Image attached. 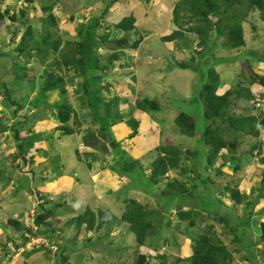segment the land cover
<instances>
[{
  "label": "rangeland",
  "instance_id": "1",
  "mask_svg": "<svg viewBox=\"0 0 264 264\" xmlns=\"http://www.w3.org/2000/svg\"><path fill=\"white\" fill-rule=\"evenodd\" d=\"M109 1L113 0H33L32 3L27 5V18L28 22L34 28L35 35H40L44 27L42 25V20H44V17L49 12L53 13L57 17L58 24L57 28H52V30L55 31V29H57V34L64 42L65 40L76 39L77 34L75 29H77V26L83 23H90L91 19L94 17H99L100 25L103 26L97 29L101 34L112 31L114 24L121 17L130 13L135 15L137 18V22L135 23L136 28L134 34L130 38V42H133L135 38L139 37H142V40L136 49L129 48L120 51L118 60L110 65L109 70L104 71L105 75L103 79L100 80V86L103 87V89H101V96L105 101L115 95L119 96V108L124 120L131 116L138 118L139 115L134 111L132 102L139 96L157 100L160 104V109L158 111H151L147 116L142 115L141 130L133 138H128L130 129L123 123L117 125L116 134L113 127L110 129V134L120 143V148L126 151H124V154L121 152L122 149L118 147L113 149L108 142L105 144L106 150L102 147L101 152H96L95 149H98V146L92 143L91 150L89 151L93 153L89 155L86 153L88 150L80 147L81 140L78 139L76 141L78 138L76 134H72V136L68 135L71 136V139H67L66 136H61L62 140H71V142H68V144L64 142L60 145V141L57 137H53L57 134L56 128H50L48 131L31 135H28L25 131H20V138L21 140L24 139L25 144H22L25 146L28 140L26 139L27 137L33 140L35 138L38 140L42 139V141L43 138H47V141H44V145L40 146L41 150H37L39 155L36 157L42 158L44 156L41 154H46V152L49 153L47 154L48 156H50V154L53 156L48 158L45 164L41 165V163L40 168H32L34 163L31 164V168L33 169L32 173H20L17 179L24 180L13 186V189L9 188L7 190V186L5 187V193L10 190H12L11 192H13V194L19 193L17 198L19 199L21 207L13 204L9 205L7 201H1V205L7 206L4 213L8 215L17 209H24L23 222L28 225L36 213V207L39 201L33 200V203L30 204L31 201L26 198L28 195L27 193L30 194V190H34L37 186L36 184L43 183L42 180L46 178V176H43L46 170L48 173L55 174L60 169L63 170L66 168L67 165L71 167L76 160L81 159L82 167H77L74 171L76 175L81 176L80 183L83 185V188L76 187V185L69 187V185L67 186L65 184V186L61 187L58 185L56 187H51V184L45 183L40 192L48 197V200L51 201L49 204L57 201L61 202L63 199H66L67 201H65L64 206H67L68 209L71 198H75V201L71 205L72 210L67 211L65 216L60 217V220L75 216L79 211L83 210L85 206H89L94 211L101 210L107 218V222H113L116 226L108 230V226L104 225L97 231L87 232L84 228L78 230L73 227L66 228V226H61L62 224L56 221L59 217L54 216L45 221L44 225L41 227L42 234L47 238V244L43 246L47 249H35L34 246H39L41 243L35 241L32 242L33 244L29 241L26 246L17 249L15 243L21 242L22 239L20 237L16 238L15 232H17V230L14 226H9L7 223H4L6 215L0 213V227L2 228L5 226L7 228L6 232L4 230L0 231V264H137L135 261L140 254L146 256V261L142 264H160L161 259L156 258V254L166 256L168 263L175 262L176 258H182V260L176 262V264H188L186 258L191 254V241L190 238L184 234V231H186L188 235L193 236L202 233V230L204 231V226L209 225L212 227V230H214L217 238L226 244L231 251L235 258L233 263H244L242 258L240 259V257L244 255V251L240 248L239 244L230 241L231 237L224 234L226 229L222 224L213 218H209L205 213H202V215L198 214L196 216L195 226L187 229L189 226L188 221H179L176 212L172 208L164 215L170 222V225L168 227H166V225L163 226L161 232L162 237L158 239L154 235H149L147 244L144 246L137 245L135 236L130 233L125 226L119 224V217L125 209V202H123L125 198L136 199L148 208L161 211L162 207H159V202L152 198V196L142 194L143 191L140 190V187L144 186L147 190L155 188V186L153 187L149 184L147 179L149 175L148 165L157 156L158 152L156 147L160 143L169 139L174 145L182 149L189 147L193 148V146L196 145L195 140L186 138L179 133L173 118L176 115L177 108L192 115L194 114L193 116L198 120V131L201 130L203 126V121L200 119L202 104L201 102L196 103L194 101V97L199 93V88L202 84L200 69L205 71L208 68H212L220 75L218 94L237 87L238 80L241 81L240 70L247 62L252 64L256 72L261 74L264 73V60L259 61L250 53L254 51L260 55L264 52V22L257 16L256 11L250 12L242 22L245 41L244 46L237 50H230L223 46L222 41L224 38H217L212 35L211 39L215 42L214 48L217 49V52L213 55L209 53L210 55L208 54L206 62H203L202 59L196 56V68L180 69L171 65L172 59H184L190 63L191 52L199 50L201 47H199V39H197L196 35L188 32H185L184 35L187 36L186 38H188L190 42V48L178 46L176 44L177 42H163L161 39L162 36L168 34L174 28L171 21V12L174 4L178 0H117L106 13L102 14L106 2ZM25 5L23 0H0L1 10H4L6 7L18 10ZM48 6H51L50 10L44 11L43 8ZM70 16H74V19L70 20ZM192 24H195V22ZM25 26L26 24H22L20 21L10 22L7 18L0 21V53L4 54H0V115L3 114L4 116L0 117V121H2V123L9 122L8 119L12 117L8 115V112L10 109L13 110L14 106L8 99L4 98L2 94L5 93V89L9 88V90L12 89L11 92L8 91L9 95L12 94L10 100L13 98L15 100L17 99L25 108H30V106L39 103L37 112H40L43 107L49 106L55 99V97L52 96L55 95L57 97L55 102L70 104L72 108L77 111L78 117L86 124L81 130L85 135L91 134L92 129L95 127L90 125V118L87 116L89 115L88 112L91 113L92 111L91 108L88 109L87 105L82 106L81 101L83 98L81 95L77 94V92L75 93L74 83L67 84L66 88L68 91L65 96L60 95L59 91H52L50 94H45V97H41L39 102H36L38 98L35 95L39 88L41 76L44 73V63L39 61L37 57L26 61L27 58L25 56L17 53L16 50L13 49L19 42ZM253 27H255V29ZM116 32L117 36L122 34L118 30H116ZM114 37L116 38V35L110 33L109 38L111 39ZM110 45L112 44L105 43L104 47L97 48L96 50L101 65L107 62V57L112 52L110 49L112 47L108 48ZM179 50L185 54V56L182 57ZM51 52L52 53L45 60L46 65L51 64L54 58L58 57L57 53L54 51ZM217 58H220V61L214 62ZM23 65L26 69H31V67L34 66V73L32 74L31 71L24 69V67H22ZM52 67L58 73L65 75L64 70L60 68L62 66ZM73 73V69L70 68L67 71L66 77H75ZM23 77L33 79L35 82H26L28 79ZM75 80L78 79L75 77ZM1 84H4V86L1 87ZM239 84L247 86L245 82ZM251 90L256 98H258L260 93H264V88L258 85L251 86ZM31 92H33V94ZM259 99L263 101L262 112H264V97ZM234 101L235 103L230 113L248 114L252 112L251 101L245 98ZM28 104H30V106H27ZM1 110L4 111L1 112ZM40 116L42 115H31L30 119L27 120L28 126L31 127L32 123L30 121ZM227 137H229V135ZM243 137V135H237L238 140L243 139ZM246 138L247 141L245 140L239 147V151L242 154L244 150H246V152L240 158L241 166L238 171L234 173L226 167L223 169V174L221 176L212 177V183L206 181L208 184L206 188H204L203 182H196L199 189L204 190V193L208 195L219 197L220 192L223 191L224 182L232 180L233 183L238 184L240 192L242 194H247L248 198H252L257 194L255 189L264 172V131L260 135L261 143L255 151L251 152L249 150V145L256 144V139H249L250 137ZM100 140L102 141V139ZM13 141L17 148V142L14 139ZM31 146L33 147L32 151H36L39 145H35L34 143ZM31 146L27 147L28 155H30ZM72 147L79 150V159L74 155L72 151L74 148L72 149ZM56 151L64 153L57 155L55 154ZM128 154L130 157L137 158L143 166L142 171L133 169L129 174L122 171V173L128 175L130 178L131 187L128 185L125 186V183L128 181L127 176L123 177L121 174H118L119 176L110 178L107 176L105 177L103 173L100 175L97 174L101 165L114 163V160L116 162L118 160V164H116L118 167H120V165L122 166L124 163H128ZM90 156H94L92 161L90 160ZM55 157L57 158L54 160ZM121 157H123L122 160L120 159ZM227 157L226 150L223 149L213 165L209 166V169L215 170L217 166L226 161ZM60 163L63 164V167L60 166ZM88 163H90V168L87 166ZM188 165H190V163ZM37 168L39 169L35 170ZM89 170L94 171L95 174L92 175V177H84L82 173H87ZM8 172L10 173L12 171L8 170ZM73 173L74 172H71L72 175ZM169 175L181 179L176 171L169 173ZM2 178L3 180L1 181H4L3 185L8 183L6 182L5 175H2ZM161 185H163V183H161L160 186ZM0 186L2 187V184ZM23 188L26 194H24ZM252 189H254V192L250 194ZM222 200L227 205H233V202L226 196L222 197ZM49 204L46 206L48 207ZM263 208L264 198L259 200L254 207V211L257 213V211ZM58 210H60V208H58ZM235 212L237 216H241L243 214V205H238ZM256 213L251 217L252 227L249 230L250 235L254 237L257 234L256 232L259 231V223L264 221V215L256 216ZM158 217L159 216L156 215L155 220H157ZM108 231L109 235L107 236L106 232ZM9 236L16 239V241L14 243L10 241L8 239ZM49 236H51L50 240L57 241L62 246L65 245L66 253L70 250L72 251L69 256V261L64 263V259L61 258L58 249L52 252L53 248L50 247ZM61 238L62 241H60ZM154 238L156 239L155 246L157 247L155 251H153L150 246L151 242L155 240ZM262 247H264V242L259 243V248ZM31 250H34L33 253L27 256L26 254L31 252Z\"/></svg>",
  "mask_w": 264,
  "mask_h": 264
},
{
  "label": "trees",
  "instance_id": "2",
  "mask_svg": "<svg viewBox=\"0 0 264 264\" xmlns=\"http://www.w3.org/2000/svg\"><path fill=\"white\" fill-rule=\"evenodd\" d=\"M23 1L26 5L18 10L10 7H6L4 10L0 9V21L7 18L10 22L20 21L22 24H26L19 42L13 49L25 56L27 58L26 61L37 57L39 61L44 63V73L39 82V88L36 93L38 99L36 102H39L41 97H45V94H50L52 91H59L60 95L65 96L68 91L66 88L67 84L74 83L75 93L77 92L83 98L81 101L82 106L87 105L88 109L91 108L92 111L91 113L88 112L89 115L87 117L90 118V125L95 128L92 129L89 135L93 137L96 135L97 141L102 139L104 143L105 141L109 142L108 144L113 149L116 147L122 149L119 146L120 143L110 134V129L117 123H124L130 129L128 138H133L141 130L142 115L147 116L151 111H158L160 109V104L157 100L139 96L132 102L134 111L139 115L138 118L131 116L124 120L119 108V96L115 95L107 101L101 96V89L103 87L100 86V80L105 75L104 71L109 70L110 65L118 60L120 51L129 48L136 49L142 40V37H139L130 42V38L136 28L135 23L137 22V18L135 15L130 13L121 17L114 24L112 31L101 34L97 29L103 26L100 25L99 17H94L90 23L79 24L77 29L74 28L77 34L76 39L65 40L63 42L62 38L57 34V29L55 31L52 30V28H57L58 23L57 17L51 12L42 20V25L44 26L42 34L35 35L34 28L27 18V5L32 3L33 0ZM116 1L106 2L102 14L106 13ZM50 8L51 6H48L43 8V10L48 11ZM252 11H256L257 16L264 22V0H178L171 12V21L174 28L168 34L162 36L161 39L163 42H177L178 46L190 48V42L186 38L187 36L184 35L185 32H188L196 35L197 39H199V47L201 48L191 52L190 63L184 59H172L171 65L180 69L196 68V56L202 59L203 62H206L209 53L213 55L217 52V49L214 48L215 42L211 39L212 35L217 38H224L222 44L225 48L230 50L241 48L245 44L242 22ZM73 19L74 16H70V20ZM193 22L195 24H192ZM253 28L255 29V27ZM116 30L122 34L117 36ZM110 33L116 35V38L110 39ZM105 43L112 44L108 46V48L112 47L110 48L112 52L108 55L107 62L101 65L96 50L97 48L104 47ZM51 51L57 53L58 57L54 58L51 64L46 65L45 60L52 53ZM179 53L182 57L185 56L180 50ZM250 53L259 61L264 60V52L260 55L254 51ZM0 54L4 55L3 53ZM218 60L220 61V58L215 59L214 62H218ZM52 66H62L60 68L64 70L65 75L55 71ZM70 68L73 69V74L78 80H75L74 76L66 77L67 71ZM24 69L26 68L24 67ZM26 70L31 71L33 74L35 68L32 66L31 69L27 68ZM200 70L202 84L199 88V93L194 97V101L196 103L201 102L202 104L200 119L203 121V126L201 130L198 131V120L193 116L194 114L192 115L177 108L176 115L173 118L179 133L186 138L195 140L196 145L193 148L182 149L168 139L156 147L158 153L148 165L149 175L147 176L149 184L153 187L155 186V188L147 190L142 186L140 190L143 191L142 194L156 199L159 202V207H162V209L161 211L154 210L136 199L125 198L123 200L125 202V209L119 217V224L125 226L135 236L138 246H144L147 244L149 235H154L158 239L162 237L163 226L166 225L168 227L170 225V222L164 215L172 208L176 212L179 221H188L189 226L187 229L195 226L198 214L202 215V213H205L209 218H213L222 224L226 229L224 234L231 237L230 241L239 244L240 248L244 251V255L240 257L244 263H233L235 258L231 251L226 244L217 238L214 230L209 225L204 226L202 233L193 236L188 235L184 231V234L191 241V254L186 258L188 264H264V247L259 248V243L264 242V221L259 223V231L256 232L255 237L250 235L249 231L252 227L251 217L256 213L254 207L259 200L264 198V172L255 189L257 194L252 198H248L247 194H242L238 188V184L233 183L232 180L224 182L223 191L220 192L219 197H213L204 193V190L199 189L196 184V182L201 181L204 184V188H206L208 186L206 181L211 182L213 176H221L223 169L226 167L234 173L238 171L241 166L240 158L246 152L244 150L242 154L239 151V147L245 140L247 141V138L243 137V139L238 140L237 135L240 134L248 138L250 137L249 139H256V144L249 145L251 152L259 147L261 143L260 130L264 129V114H233L230 111L235 103L234 100L240 98L251 101L252 108L258 109L255 107L257 98L255 99L251 86L258 85L264 88V73L256 72L252 64L247 62L240 70L241 81L238 80L237 87L218 94L220 75L212 68H208L205 71L203 69ZM23 78L28 79V77ZM29 81L32 82L34 80H26V82ZM242 82H245L247 86L239 84ZM3 86L4 84H1V87ZM8 91L11 92L12 89L9 90L7 88L5 89V93L2 94L4 98L13 104L15 111L12 114L14 115L24 105L18 102L17 99L13 98L10 100L12 94L9 95ZM259 95L260 97H264V93H260ZM38 104L33 106H37ZM51 107L56 111L60 122L55 127L63 135L78 134L81 131L84 122L78 117L77 111L70 104L54 102ZM6 130L12 132L13 138L17 142V152L13 154L14 157L9 162L8 168L12 165L13 169L10 170H17L18 173L17 175L15 172L9 173L8 170H5L7 167L1 164V169L4 168L3 170L5 171L2 170L1 172L0 169V182L3 180L2 175H5L6 182H8L5 185L9 184L13 179L16 181L20 173H32L31 164L34 157L30 153L31 151L29 152L30 155H28L27 147L34 143L35 145L37 144L39 145L36 148L37 152V150H41V144L37 142L42 140H38L37 138L33 140L27 137L26 146L23 145L25 143L24 139L21 140L20 138V131H25L28 135L34 134V132L30 129L25 130L18 121L12 125L8 124V122L2 123L0 121V133ZM228 135L229 137H227ZM43 141H47V138H43ZM96 145L98 146V144ZM102 147L106 150L105 144ZM32 148L31 146L30 149L32 150ZM223 149L226 150L228 156L226 161L217 166L215 170L209 169V166L213 165ZM124 151V149L121 150L123 154ZM75 152L76 157L79 159L78 149ZM127 156L129 158L128 163H124L120 167L117 165L116 167L113 166L116 173L121 174L123 177H128L126 174H129L133 169L142 171L143 167L137 158L130 157L129 154ZM18 158H21L22 163L14 164ZM120 159L122 160L123 157ZM189 163L190 165H188ZM60 166L63 167V164L60 163ZM87 166L90 168V163ZM122 171L126 174L122 173ZM174 171L179 174L178 176L181 179L169 175V173ZM63 173V170L60 169L54 176L58 177L63 175ZM68 174L70 175L71 172ZM47 179L49 177L44 180ZM78 179L81 180L80 175L75 176V180L78 181ZM22 180L24 179H17L16 183L19 184ZM59 180L61 181L52 183L50 186L56 187L59 184H65L64 178H60ZM130 181L128 177L125 186L131 187ZM161 183L163 185L160 186ZM253 192L254 189L250 191V194ZM37 193L39 194V192ZM224 196L232 201L233 205H227L222 200ZM39 199L41 202L38 203L36 214L34 215L35 227L25 226L17 219L7 218V225L14 226L17 230L18 236L16 238L20 237L22 239L21 242L15 243L17 249L24 247L31 237L41 234V227L45 221L54 216L59 217L56 221L62 224L61 226H66V228L73 227L78 230L84 228L87 232L97 231L104 225L108 226V230L116 226L113 222H107V218L101 210L94 211L89 206H85L75 216L60 220V217L65 216L67 211L72 210L71 205L73 201L69 204L68 209L67 206H64L65 201H67L66 199L49 204L51 201L47 200L42 193L39 194ZM47 204H49L48 207L46 206ZM238 205H243V214L241 216H237L235 212ZM156 215L159 216L157 220H155ZM260 215H264V208L257 211L256 216ZM106 235H109V231L106 232ZM56 236L58 238L57 234ZM8 239L13 243L16 241L11 236ZM48 239L51 245L57 246L58 253L64 259V263L69 261L72 251L70 250L66 253L65 245L62 246L57 241L50 240L51 236ZM60 241H62V238ZM155 241L156 239L150 245L153 251L157 250ZM41 248L47 249L45 246ZM33 251L31 250L26 255H31ZM145 257V255L140 254L135 262L137 264L145 263ZM156 258L161 259L160 264H176V262L182 260V258H176L175 262L168 263L166 256L159 254H156Z\"/></svg>",
  "mask_w": 264,
  "mask_h": 264
},
{
  "label": "crops",
  "instance_id": "3",
  "mask_svg": "<svg viewBox=\"0 0 264 264\" xmlns=\"http://www.w3.org/2000/svg\"><path fill=\"white\" fill-rule=\"evenodd\" d=\"M32 94H33V92H32ZM32 94H31V96H32ZM52 97H55V99H54V101L51 102V104H50L51 106H52V104L55 102V100L57 98L55 95L52 96ZM30 102H31V100H30ZM50 105L43 107V109L40 112H37L38 105L37 106H30V104H28L27 106H30V108L29 107H26L25 108V106H23L22 109L17 110L14 113V115L12 114V112L15 111V108L13 110L10 109V111L8 112V115H11L13 118L11 117V118L8 119V121H9L8 124L12 125V124L16 123V121H18V123L20 124L19 120L25 119L26 120V123L23 124V127L25 129H29L30 128L34 132L36 131L35 133L45 132V131L50 130V128L53 129L56 125H59L60 122H59L58 117L56 115V111L54 109H52V107ZM3 111L4 110H1V112H3ZM35 114H39V115H42V116L38 117L37 119L31 120L30 122L32 123V125H31V127H29L28 126L29 124H28L27 120L30 119L31 115H35ZM2 116H3V114L0 115V117H2ZM118 124L119 123H117L116 125L113 126V129H114L115 134H116V127H117ZM85 125L86 124L84 123V126ZM57 130H58V131H56L57 134H55L53 137L54 138L57 137V139L60 141L59 142L60 145L63 144L64 142H66L67 144H68V142L69 143L71 142V140H65V139L62 140L61 136H66L67 139H68L72 135L71 136L63 135V133L59 129H57ZM129 133H130V130H129ZM76 135L78 136V138L76 139V141L78 139L81 140L80 147L88 150V151H86V153L89 154V155H91L93 153V152H90L89 151V150H91L92 143H94L95 146H97L96 144H98V149H95L96 152H101L102 146H104V144L108 143L107 141H105V143H104L103 140L102 141L101 140L97 141V139L95 138L96 135L94 137L93 136H89V135H85V133L82 130L78 134H76ZM89 137H91V138H89ZM13 139H14L13 138V134H12V132L10 130H6V131L0 133V169L2 168L1 164L5 165L7 167V169H5V170H10V169L12 170L13 169L12 168V165H11L10 168H8L9 167V162L14 157L13 154L15 152H17V148L15 146V143H14ZM37 143H39L41 145H44V141H42V140L40 142H37ZM8 144H10L11 146L8 145ZM72 144H74V143H72ZM53 148H54V146H53ZM73 148L74 147H72V149ZM75 150H76V148H74L72 151L74 152V155L76 156ZM30 153L34 157L33 162H32V164L33 163L34 164L32 165V168H36V167H39L40 168L41 165H43V164H45L47 162V159L48 158H50V157L53 156L52 154H50V156H48L47 154H49V153L46 152V154H41L44 157L39 158V157H36L37 155H39L38 152L31 150ZM62 153H64V152H62ZM62 153H59V152L56 151L55 154L60 155ZM96 154H98V153H96ZM93 158H94V156H92V157L90 156V160L91 161L93 160ZM81 162H82V160L79 159V160H76V162L74 164H72L71 167H68V165H67V167L63 169V172H64L63 175H60L58 177L57 176H54L50 172L48 173L47 170H46V173H44L43 176H46V178L50 177V179L44 180V179H46V178H44L43 179V183L41 182V183L36 184L37 186L34 188V190H30V194L27 193L28 195L26 196V198H28L29 201H31L30 204L33 203V200L34 201L36 200V201L41 202V200L39 199V194L42 193L40 191H42V188H43V186H44L45 183L52 184V183H55V182H59V181H61V180H59L60 178H64L65 179L64 180L65 185H67V186L69 185V187H71L72 185H74V186L76 185V187L83 188V185L80 183V180L79 179H78V181H76L75 179H73L68 174L69 173V170H72L71 168H73V170H74L77 167H82L81 166ZM20 163H22V160H21V158H18V159H16V162L14 164H20ZM116 164H117V162L114 160V163L112 162L111 164H103V165H101L100 166V169H99V171H98L97 174L100 175L101 173H103V175L105 177L107 176V177H110V178H113L114 176H119L118 173H116V171L114 170V167H116ZM39 168H37L35 170H38ZM105 168H109V169H105ZM5 170H3V171H5ZM12 172H15L16 175L18 173L17 170L16 171L14 170ZM94 174H95V172L94 171H90V170L87 173L86 172L85 173H82V175L84 177H92V175H94ZM3 182L4 181L0 182V185L2 184V187L0 186V210H1L0 213L5 214L4 211L6 210L7 206H2L1 205V201H7L9 203V205H12L13 204V205H16V206H19V207H21V205H20L19 199L17 198V195L19 193H14V194H16V195H14L13 192H11L12 190L7 191V193H5V191H6L5 190V187L6 186H7L6 189L8 190L9 188H12L13 189V186H15L17 184L15 182V179H13V180L10 181V183L8 184L10 186L5 185V184L3 185ZM65 185L64 184H59L58 186L61 187V186H65ZM22 190H24V194H26L25 189L23 188ZM37 192H39V194ZM43 195L46 197L45 194H43ZM46 198L48 200V197H46ZM70 201H73L74 202L75 201V198L74 199L71 198ZM5 215H6L5 216L6 217V220L4 221V223H7V218H13V219H17V220L23 222V220H24V217H23L24 216V209H17L15 211H12L10 213V215H8V214H5ZM1 230H4L6 232L7 231V228L5 226H3L2 228L0 227V231ZM15 233H16V236H17L18 233L17 232H15Z\"/></svg>",
  "mask_w": 264,
  "mask_h": 264
},
{
  "label": "clouds",
  "instance_id": "4",
  "mask_svg": "<svg viewBox=\"0 0 264 264\" xmlns=\"http://www.w3.org/2000/svg\"><path fill=\"white\" fill-rule=\"evenodd\" d=\"M254 96H255V94H254ZM259 98H261L260 97V95H258V98H257V101L255 102V107L256 108H258L257 110L256 109H253V108H251V110H252V112H250V113H252V114H259V113H262V114H264V112H262V104H263V101L262 100H260ZM255 99H256V96H255ZM22 109V108H21ZM20 110V109H19ZM247 114V113H246ZM19 122L22 124V126H23V124L24 123H26V120L25 119H23V120H19ZM54 128H56V127H54ZM53 128V129H54ZM30 129V128H29ZM25 130H28V129H25ZM30 130H32V129H30ZM33 131V130H32ZM56 131H58L57 130V128H56ZM264 131V129H261L260 130V135H261V133ZM34 132V131H33ZM35 133V132H34ZM244 137H247V136H244ZM261 141V140H260ZM79 151V150H78ZM255 151V150H254ZM117 164H118V162H117ZM72 170H69V172H74L73 173V175L72 174H70V176L73 178V179H75V176H76V173H75V171L73 170V168H71ZM54 175V174H53ZM49 179H50V177H49ZM36 214V213H35ZM34 214V215H35ZM20 222H22V221H20ZM23 223V222H22ZM24 224V223H23ZM25 226H31V227H35V225H34V216H33V218L31 219V222L30 223H28V225H26V224H24ZM11 226V225H10ZM40 239V240H39ZM47 238H45V236L41 233V234H38V235H36V236H33V237H31L30 239H29V241H30V243L31 244H33L32 242L33 241H35V242H41L40 243V245L39 246H34V248L36 249V248H41L44 244H47V240H46ZM29 241L27 242V243H29ZM26 243V244H27ZM26 246V245H25ZM51 248H53V251L52 252H55V250L57 249V246H55V245H51L50 246Z\"/></svg>",
  "mask_w": 264,
  "mask_h": 264
},
{
  "label": "built area",
  "instance_id": "5",
  "mask_svg": "<svg viewBox=\"0 0 264 264\" xmlns=\"http://www.w3.org/2000/svg\"><path fill=\"white\" fill-rule=\"evenodd\" d=\"M40 240V239H39Z\"/></svg>",
  "mask_w": 264,
  "mask_h": 264
}]
</instances>
